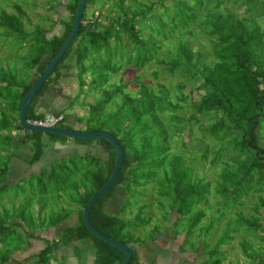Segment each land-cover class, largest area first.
Here are the masks:
<instances>
[{"label":"trees","instance_id":"16d2710c","mask_svg":"<svg viewBox=\"0 0 264 264\" xmlns=\"http://www.w3.org/2000/svg\"><path fill=\"white\" fill-rule=\"evenodd\" d=\"M102 1L104 11L94 13L89 6L95 0L85 1L81 24L74 39L31 98L25 115L28 121L43 117L33 114L34 104L46 87L58 79L59 66L69 55L73 54L75 65L79 63L81 72L97 75L94 78L97 83L91 79L87 85L89 93L98 91L99 94L95 103L88 105L87 113L90 115L84 123L87 126L88 122H92L96 128L84 127V131L107 132L116 139L123 157L117 177L88 211L89 224L102 235L130 249L131 255L126 264H139L138 241L132 238V230L148 223L143 214L145 207L151 205L137 206L132 214V198L145 193V189H136L152 184L159 198L169 200L172 209L177 207V218L172 224L194 211L199 204H207L210 195L219 197L213 204L222 206L223 210V207L240 206L249 192L256 193L258 199L252 205V215L245 217L240 212L235 213V232L239 230L242 234H250L255 230V235L259 231L264 232L258 210L264 207L261 195L262 191L264 193V0ZM77 2L67 0L63 4V17L44 20L49 22L47 28L36 25L40 34L34 35V51L27 52L25 59L35 73L33 81L68 36ZM157 9L160 11L155 12ZM5 19L8 18H3V23H6ZM16 20L12 17L9 22ZM55 25L60 32H52ZM111 39L115 45L124 42L126 49H115L113 46L111 52L104 50L107 54L102 56L101 50ZM27 40L21 38L19 42L24 43L19 47H23ZM76 50L79 51L77 55ZM84 60L88 62L86 65L82 63ZM149 63L160 66L143 71L146 79L155 80L153 85L144 83V78L135 74L132 80L119 78L114 85L97 88L99 84L104 85L110 76L118 74L123 66L136 69ZM33 81L21 83L20 101ZM129 85H137V89L131 93L124 91ZM193 91L198 92L196 100L190 98ZM117 95L121 103L113 116L122 110L128 116L126 124L122 126L118 121L113 126L115 129L101 130L96 124L97 111L101 106L114 104ZM18 106L19 103L13 107L15 111L0 109V133L6 132L0 134V152H4L5 158L0 159V198L24 181V178L13 183L7 180L11 170L10 160L15 153L10 148L21 130L18 118L13 114L17 113ZM117 125L121 128H116ZM58 126L66 128L61 124ZM40 134L29 132L20 141V145L31 143L30 165L39 160L45 146L40 141ZM75 141L100 146L102 161L97 155H83L89 157L85 160L94 168H85L84 175L89 182L82 184L84 191L75 199L77 211L74 224L65 227L56 239L46 241L41 249L23 260V264L29 259L31 262L26 264H47L54 249L60 246L66 248L82 240L90 241L93 247L91 264H118L123 257L121 252L91 235L81 221V212L88 198L104 184L112 171L115 151L103 139ZM215 145L218 147L215 148ZM186 159H196L202 167L209 169L218 165L219 171L213 173V181H210L206 174L194 171ZM67 160L65 157L56 159L55 166L48 172L45 170L38 175H30L37 180L39 193L46 191L48 181L54 186L57 196L66 185L77 192V185L70 180L80 169L72 172L73 169L64 164ZM54 171L56 175H53ZM28 182L31 188V180ZM119 189L126 195L116 201L114 196ZM22 197L17 206L10 204L0 208V264L15 262L14 254L28 243L29 237L39 238L31 230L43 227L46 222L35 221L40 219L43 206L38 207L34 217L30 208L31 199ZM111 201L118 206L114 211L105 210L106 204ZM196 211L186 227V235L192 233L202 217V209ZM66 216L65 213L52 214L44 227H54ZM169 235H173L172 232ZM261 239L264 241V238ZM244 244L241 246L242 253L246 255ZM256 251L258 253L250 252L249 258L252 261L259 259V264H264V244Z\"/></svg>","mask_w":264,"mask_h":264},{"label":"rangeland","instance_id":"374dc122","mask_svg":"<svg viewBox=\"0 0 264 264\" xmlns=\"http://www.w3.org/2000/svg\"><path fill=\"white\" fill-rule=\"evenodd\" d=\"M39 1L40 0H0V109L5 108V110H7L9 108L10 110H12L14 109V106L18 105V103L20 105V85L21 83L23 84L30 82L29 78H31V69L28 67L25 59L27 58V54L29 52L32 53V51H34V35L40 34V32L36 30V25L47 28L49 24V22H44V20L41 19L42 17H44L43 15L35 14V10H37V7L40 6L37 4ZM50 4H52V1L49 0V3L47 5ZM89 8H91L92 13H94L95 11L103 12V1L95 0L93 5L91 4ZM17 9H20L21 11H18ZM157 11H160V9L155 10V12ZM104 14L106 15L107 11H105ZM9 16L15 17L17 18V20L13 23L9 22L10 19H5L6 23H3L2 19ZM52 32H60V28L58 29V27H56L55 25ZM21 38H23L24 40L28 39V42L26 41V45L24 44L23 47H19V45L24 43L23 41L19 42ZM113 41L114 40L111 39L108 44L103 47V49L101 50L102 56H106L107 54L104 50H109V52H111L113 46L115 47V49H119V47L123 49L125 48L124 42H122L121 44L118 42L115 45L113 44ZM78 53L79 51L76 50L75 55H77ZM66 61L67 62L65 64L70 67L69 70L71 71L70 89L72 90V95L67 102V105H65L61 109L63 111L61 115L66 120L68 119L69 115L77 121H79L80 119V122L83 123V127L95 129L96 127L93 126L94 123L92 124V122H88L87 126H84V123L88 115H90V113H87L88 105H93L99 94L98 91L89 93V91H87V85L91 79L95 81L94 83H97V81L94 79L97 78V75L88 72H81L79 69V63L76 62L75 65L73 54L69 55ZM69 61L71 63H68ZM86 62L87 61L84 60L82 62L83 65H86L88 63ZM95 64L98 65L99 63ZM153 67L159 68L160 66L153 63H149L145 67L136 69H133L129 66H123L118 74L110 76L104 85L100 86L99 84L97 88L99 89L101 87L104 89L107 87L106 85H114L118 83L119 78L123 79L124 81L132 80L133 75L135 74L141 76V78H144V83L153 85L155 80H153L152 78L146 79L145 73H143V71L147 72L150 68ZM58 75L60 81L62 78L60 72H58ZM163 79L164 77L161 78V80ZM136 89L137 85H129L128 88L124 91L131 93ZM187 90L188 87L184 91L186 92ZM197 94L198 92L193 91L190 97L191 100H196ZM70 101H72L71 105H69ZM112 103L113 102L105 106H101L99 108L100 110L97 111V115L93 112V114L97 116L96 124L101 128V130L106 128L110 130L115 129L113 126H115L116 122L118 121L119 123H122V126H125L126 124V117L128 116H126V114L122 110L119 113H114L113 116V112L120 107V97L117 95V98H115V103ZM124 109H126V105ZM13 114L18 118V111L17 113L13 112ZM64 119L61 125L67 128H71L70 124L69 126L64 124ZM116 128L121 127L117 125ZM77 129L79 130V127ZM193 132L195 135H199L196 131ZM4 133L6 132L0 134ZM27 133L29 132L21 129L17 135V138L14 139L15 143L13 142L12 148H10L12 152L15 151L12 159L10 160V167L12 168V170H10V174L7 178V180L11 183L18 181L21 178H24V181H20L16 186L17 188L13 189L12 191H8L6 196L0 198V208L1 206L9 207L10 204L17 206L18 202L23 199L22 196H27L31 199L30 208L34 217L36 216V210L38 209V207L40 205L43 206V211L41 212L40 219H36V223L42 220H46L44 224V226H46V223L49 220L50 216L52 214L53 216H55L58 213H65L67 215L66 219H68L69 217H74L77 211L75 199H77L79 194L81 195L84 191L82 184H88L89 182V179H86L84 175L85 168H94L93 164L89 165V163H87L85 159L87 158V160H89V157L83 156L85 154H82L83 150L79 149V154L73 153V151H76V147L74 148V150H72V152L68 151L70 153L58 156L59 152H57V150L55 149L57 148L55 147V145L61 148H68L70 144L75 143L74 138L57 135L52 136L49 134L41 133L40 141L45 146L42 148V156H40L39 160L37 161L38 164L34 166V168L37 170L36 171L35 169L31 168L32 165L36 164V162L32 163V165L27 163L28 158H30L33 152L31 143L24 142L20 145L22 137H24V134L27 137ZM46 140H48V142H46ZM88 140L93 141L94 139ZM190 141L192 142L193 138H191ZM49 142L51 143L49 144ZM94 144L95 143H92V146H94ZM191 145L192 143L189 145V149ZM216 146L218 147V145H215V148ZM3 153V151L0 152V159H5L3 157ZM44 153H46V156L44 155ZM86 154L95 156L96 153L94 150H91V153L88 151L86 152ZM43 157H45L47 161H41L40 159H43ZM64 157L66 159H69L65 161L64 164H67L69 169H73L71 170L72 172L80 169V172H78L76 175H73L72 179L70 180L71 183H75L77 185V192H75L74 190L72 191L70 185H66L64 187V190L58 193L59 196H57L56 192L54 191V186H51V182L48 181L47 187L45 188L46 191L39 193L36 189L37 180L35 178L32 179L29 174L33 172L34 175H38V173H42L45 170L48 172L52 168V166H55V164L53 163L56 162V159ZM102 158V156L98 157L100 162L102 161ZM186 160L187 164L190 165L194 169V171L198 172V174H206V177L210 179V181L213 179V173L219 171L218 165L213 167V169H209L207 168V166L202 167L203 165H200V163H198L196 159ZM158 170L160 172V169ZM53 175H56L55 171L53 172ZM29 180H31V188H29L28 186ZM142 189H145V193L137 196V198H132L133 207H130L131 212L133 214L136 210V207L140 205H151V207L146 206L145 212L143 214L145 218H148V223L139 229L132 230V238L135 239V241L141 242L143 239L151 240L155 237L154 234H164L162 236L165 237V235L169 236V233L172 232L173 237L170 238L172 240H164L163 238V245H167L169 247L172 246L171 243L174 242L175 249L177 250L175 251L176 255H183V253H185L186 251H188L187 249H189L190 251L194 252L189 254H192L193 257L200 259V261L197 262L198 264H251L252 260L251 258H249L250 252H257L256 250L259 247H262V245L264 244V241L261 239L264 238L263 231H259L256 235L254 234L255 230H252L250 234H242L241 232H238L239 230L235 232V213L240 212L242 216L245 217L252 215V205L257 203L258 199L256 193L249 192L247 196L242 199V204L240 206L232 205L229 207H223V210L222 206L213 204L216 198L219 199V197H213L212 195H210L207 204H199L194 211L185 214L181 219H178L177 223L172 224V222L177 218V207H173L172 209L170 207L171 204L169 200L159 198L156 194L157 189L152 187V184L146 185L145 187L142 186L136 190L142 191ZM262 190H264V186H262ZM125 192L129 194V192L131 193L132 190H129V192ZM116 194L114 196V199L116 201L119 200L118 198L120 196L126 195L120 189ZM261 195L264 198L263 191L261 192ZM124 201L125 199L123 200V202ZM129 203L131 205V201H129ZM115 209L116 206H114L111 211H114ZM198 209H202V217L199 219L198 224L193 228L192 233L190 235H186L185 231L187 225L190 222V218L194 216L193 214L196 213V210ZM258 210L259 216H261L260 222H262L264 227V207H261ZM66 219L51 228H46L43 226L39 229H36L35 231L31 230L33 234L39 235V238L29 237L28 243L17 252L16 256L18 258L25 256V259L31 257V255H33L32 253L37 252L45 245L47 240L42 237H52L53 239H56L63 232V229L68 226V222ZM154 227L155 229L153 230ZM129 231H131V229H129ZM46 233H49L48 236ZM185 236L189 237L185 238ZM242 243H245L244 248L245 250H247L246 255L242 253ZM189 246L193 248H189ZM71 254L74 259H77V264H81L82 262H84V260L86 261L88 259V256L93 258L94 250L90 241L82 240L73 243ZM50 256L51 259L48 261V264H59L56 262V260L53 259V251L50 252ZM29 261H31V259L26 260L25 264ZM65 261L67 260H65V257H63L62 263L60 264H65ZM68 263L71 264L70 262ZM195 263L196 262H194V264Z\"/></svg>","mask_w":264,"mask_h":264},{"label":"crops","instance_id":"0c3cea01","mask_svg":"<svg viewBox=\"0 0 264 264\" xmlns=\"http://www.w3.org/2000/svg\"><path fill=\"white\" fill-rule=\"evenodd\" d=\"M50 1H52V4L47 5L49 3V0H40L37 3L40 6L37 7L38 11L35 10L36 11L35 14L43 15L44 17L41 18L43 20H46V19L58 20L59 18L64 16L65 10H64L63 4H65L67 0H50ZM51 6H53V7H51ZM32 10H34V9H32ZM4 18L10 19V18H12V16L10 18L9 17H4ZM66 60L63 61L62 64H60L59 70H58V72H60V75L62 76L61 80L59 81V75H58L57 81L52 83V84H49L46 87V89L44 90V92L42 93V95L39 96V98L36 100L34 107H33V110H32L34 115L40 116V115L58 114V112L62 113L61 109L65 105H67V102L71 98L72 90L70 89L71 71L69 70L70 67L67 64H65L67 62ZM68 63H71V62L69 61ZM30 77L31 78H29V81L31 82V81H33V79L35 77L34 71H31ZM64 120H65V123H64L65 125L69 126V124H70V126H71V128L66 127V129H71V130H76V131H79V130L84 131L83 123L73 119L70 115L68 116L67 120L66 119H64ZM78 127H79V130L77 129ZM46 142H48V140H46ZM50 143L51 142H49V144ZM55 147H57L55 149L57 150V152H59L58 156L66 155V154L72 152V150H74L75 147L77 149L75 148L76 151H73V153L79 154V149H80V150H83L82 154H84L88 151L91 153V150H94L96 153L95 155H97V156L103 155V152H102L100 146L95 145V144H94V146H92V144L87 145V144H83V143H79V142L75 141V143L70 144V146H68V148H66V147L61 148V147L56 146V145H55ZM68 151H70V152H68ZM44 155L46 156V153H44ZM40 160L41 161H47L45 157H43V159H40ZM27 163H28V161H27ZM37 164H38L37 162L34 165L31 164L32 165L31 168L35 169L34 166ZM45 164H47V163H45ZM11 170H12V168H11ZM32 174H34V173L31 172L29 174V176ZM116 205L118 206V204L115 201H111V203L106 204L105 210L111 211V209ZM66 220L68 222V226L71 224H74L75 215H74V217H69ZM46 234L48 236L49 233H46ZM154 235H155V237L152 238L151 240L143 239L141 242H138L136 244L137 258H138L139 264H194V262H196L195 264H198L197 262L200 261V259L193 257L192 254H189V253H194V252L190 251L189 249H187L188 250V251H186L187 253L185 252L186 254L183 253V255H176L175 251H177V250L175 249V246H174L175 243L174 242L171 243L172 246H169V247L167 245H163V243H164L163 238H164V240L165 239L172 240L170 238H172L173 235H171V236L165 235V237H167V238L162 236L164 234H162V235L154 234ZM42 238L46 239L47 241H51L53 239L52 237L51 238L50 237L49 238L42 237ZM189 248H193V247L189 246ZM71 250H72V245H69L66 248H63L60 246L58 249H54L53 254L55 256L56 262L59 264L62 263V258L65 257V260H67V261H65V264L68 262H70L71 264H77V259H74V257L72 256ZM16 255H17V253L14 254V259L16 261L11 262L9 264H22V261L25 260V256L18 258ZM29 262H31V261H29ZM91 262H92V258L90 256H88V259L86 261L84 260V262H82L81 264H87V263L91 264ZM259 262H260V260L257 259L256 261H252L251 264H259Z\"/></svg>","mask_w":264,"mask_h":264},{"label":"water","instance_id":"95a60500","mask_svg":"<svg viewBox=\"0 0 264 264\" xmlns=\"http://www.w3.org/2000/svg\"><path fill=\"white\" fill-rule=\"evenodd\" d=\"M86 0H78L75 13H74V19L72 28L62 43V45L59 47L57 52L54 54V56L51 58V60L48 62L42 73L33 81L30 88L25 92L23 95L19 108H18V124L20 128L27 132H38V133H45V134H54L57 136H64L74 139H80V140H88V139H103L106 141L115 151V159L112 171L107 178V180L104 182V184L95 192L93 193L87 200L85 207L83 208L81 212V221L86 228V230L93 236H95L97 239L103 241L104 243L108 244L112 248L118 250L122 253L123 257L121 261L118 264H126L129 260V257L131 255V251L128 247H125L121 242L113 240L107 236L102 235L98 231H96L88 222L87 215L88 211L94 204V202L99 198L101 195H103L106 190L111 186L113 181L118 175L120 165L122 163V149L117 143L116 139L108 134L107 132L103 131H76L71 129H66L63 127H45V126H39L34 125L31 123H28L25 119L26 111L28 108V105L30 103L31 98L35 94V92L39 89L43 81L47 78L49 73L52 71L56 63L61 58L62 54L66 50V48L69 46L71 41L74 39L78 28L81 24L80 18L83 11V6Z\"/></svg>","mask_w":264,"mask_h":264},{"label":"built area","instance_id":"2783aa9c","mask_svg":"<svg viewBox=\"0 0 264 264\" xmlns=\"http://www.w3.org/2000/svg\"><path fill=\"white\" fill-rule=\"evenodd\" d=\"M61 120V116H51V117H45L42 121L34 122L36 125L41 126H54L56 123H58Z\"/></svg>","mask_w":264,"mask_h":264},{"label":"clouds","instance_id":"9594fccd","mask_svg":"<svg viewBox=\"0 0 264 264\" xmlns=\"http://www.w3.org/2000/svg\"><path fill=\"white\" fill-rule=\"evenodd\" d=\"M61 116V120L58 122L59 124H61L62 123V121H63V116L61 115V113L60 112H58V114H53V115H43V117L40 119V120H32V121H28V120H26L28 123H31V124H34V122H38V121H42L45 117H51V116ZM58 123H56L54 126H50V127H60V126H58ZM34 125H36V124H34ZM39 126H41V125H39ZM45 127H47V126H45Z\"/></svg>","mask_w":264,"mask_h":264}]
</instances>
